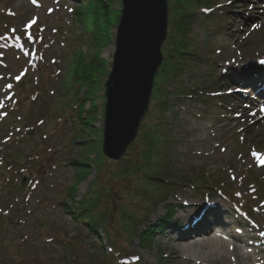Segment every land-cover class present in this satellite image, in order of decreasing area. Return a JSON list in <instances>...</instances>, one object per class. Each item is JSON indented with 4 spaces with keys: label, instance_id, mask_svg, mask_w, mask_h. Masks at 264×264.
<instances>
[{
    "label": "rangeland",
    "instance_id": "obj_1",
    "mask_svg": "<svg viewBox=\"0 0 264 264\" xmlns=\"http://www.w3.org/2000/svg\"><path fill=\"white\" fill-rule=\"evenodd\" d=\"M122 9V0H0V174L7 177L0 179V264H122L118 251L133 255L126 264H177L168 245L187 244L182 215L192 213L180 208L188 201L198 208L204 199L212 205L195 227L199 234L227 232L264 252V123L254 112L264 102L249 79L231 78L241 66H264L257 60L264 58V0L190 3L182 26L195 55L183 62L180 84H163L181 93L165 92L170 101L162 108L152 100L143 121L149 126L165 113L169 143L151 173L173 174L168 190L164 178L127 171L141 155L137 141L117 163L102 156L99 96ZM169 30L175 33L170 21ZM86 89L95 100L83 101ZM2 160L12 163L10 171ZM82 163L89 171L71 198ZM201 174L206 185L188 186ZM92 189L101 194L93 215L104 218L94 228L93 218L90 227L71 213Z\"/></svg>",
    "mask_w": 264,
    "mask_h": 264
},
{
    "label": "water",
    "instance_id": "obj_2",
    "mask_svg": "<svg viewBox=\"0 0 264 264\" xmlns=\"http://www.w3.org/2000/svg\"><path fill=\"white\" fill-rule=\"evenodd\" d=\"M116 50L106 82L103 154L118 161L149 109L168 36V0H122Z\"/></svg>",
    "mask_w": 264,
    "mask_h": 264
},
{
    "label": "trees",
    "instance_id": "obj_3",
    "mask_svg": "<svg viewBox=\"0 0 264 264\" xmlns=\"http://www.w3.org/2000/svg\"><path fill=\"white\" fill-rule=\"evenodd\" d=\"M192 1L193 0H169L170 5H171L170 6V15H171V20L173 22V29L175 28V25H174V22H175L176 28H177V29L175 28V30L177 32L183 30V28H184L182 26V24L188 18L189 14L191 13L190 3ZM103 6L105 7V4ZM166 48H167L166 54H165L166 58L164 60L163 66L160 68V70L156 76L153 94H152L153 103L155 101L154 106L160 107V108H162V105H164V104L169 105L170 99L168 97V94H166L165 92L173 93L172 91L165 89L163 87V84L167 83V82L169 83L172 81H177L180 78V76H181L180 72L182 71V67H181L182 60L185 59L187 54H192L188 50L186 43H185V40L183 38H178L176 36V34H174V33H172L171 38L166 43ZM87 76H89V74ZM86 92L88 94H87V96L85 95V97L82 98L83 101L95 100V97H94L95 93L93 95L92 94L93 92H91L89 89H87ZM99 98L100 99L103 98V95ZM102 101L104 103V98ZM83 105H82V108H83ZM94 106L95 105H93V107ZM163 114H165V113L161 112V116H160L157 123L151 124L149 126H147L146 123H144L142 125L140 135H139V138L137 140V144H141V155H138L137 159L134 158L136 161V165H131L127 168V171L130 169H133V171H136L138 173H142V174L144 173V177L147 178L148 180H156L157 181L158 178H162L161 176H159L158 173H157L158 175H154L151 172L155 171V166L158 164L157 159L160 155L163 154L164 150L166 149L167 143H169V140H167L168 136L163 134L162 128H161V124H163V122H165V121H163ZM81 116L82 115L79 114L80 118H81ZM102 159L104 160L105 158L102 157ZM130 159H133V158H130ZM12 161L13 160H11V162ZM102 162L103 161L99 160V164L97 166L98 172L102 171ZM160 162H163V160H161ZM79 164H81V163H79ZM11 165H12V163H8V162L6 163V161H4V166L2 169L5 168L6 171H9ZM84 165H85V163H82L81 167H77V168H79L77 170L78 171L77 181L73 185V187H71L72 191L69 190V196L71 198L74 197V193L77 190L78 183L81 180L86 179V177H87L89 167L84 166ZM162 174H163V172L161 173V175ZM6 178L7 177L3 178V175L0 174L1 180H5ZM166 179H167V177H166ZM97 194L98 193H96L92 189V192L90 194L91 197H88V198L82 200L79 203L80 204L79 207L75 211H71V213L74 215V217L76 219L79 218L84 223L85 222L88 223L89 218H93V220L95 222H97V224H94L92 226L91 223H88V224H90V227L92 226V228L100 225V221H101L100 219L103 218V216L97 217V213L95 216L93 215L95 210L99 207V203H101V194H99V195H97ZM64 200L65 201H63V203L68 204V203H66L67 200L66 199H64ZM156 203L157 202L155 201V204ZM86 211H88V213H86ZM169 211H171V210H169ZM153 230L157 231V227H153ZM147 232H148L147 230L142 231V234L140 235V238L142 241H146V239H149Z\"/></svg>",
    "mask_w": 264,
    "mask_h": 264
},
{
    "label": "bare ground",
    "instance_id": "obj_4",
    "mask_svg": "<svg viewBox=\"0 0 264 264\" xmlns=\"http://www.w3.org/2000/svg\"><path fill=\"white\" fill-rule=\"evenodd\" d=\"M235 37L238 36L236 35ZM244 66L231 73V78L234 82H243V80L249 79L254 83L252 85L256 87L255 91L259 95L261 103L264 102V66L253 64ZM255 80H257L256 83L254 82ZM258 81L260 82L258 83ZM257 106L258 104L254 105V112L259 113L264 123V108ZM203 202L202 206H198V208L193 202H183V207L181 206L180 211L183 213L192 212L191 214L182 215L184 220L187 221V225L182 231L183 235H181L180 240L187 241V244L182 246V248H173L174 246L168 245L170 247V259L177 264H264V252L260 253L254 247L243 246L242 243L244 242L240 240L238 242L235 237L227 232H224L226 233L225 235L212 230L210 233L199 234L202 232L195 228L197 227L195 225L197 218L201 213L203 214L206 207L207 211L212 205L210 204L212 202H208L206 199ZM256 226L261 228L258 225ZM251 229L256 231L252 226ZM205 236L210 238L197 241Z\"/></svg>",
    "mask_w": 264,
    "mask_h": 264
},
{
    "label": "snow or ice",
    "instance_id": "obj_5",
    "mask_svg": "<svg viewBox=\"0 0 264 264\" xmlns=\"http://www.w3.org/2000/svg\"><path fill=\"white\" fill-rule=\"evenodd\" d=\"M32 2L35 3L36 0H32ZM34 23H35V20H33V21L31 22V24H34ZM31 24H30L29 26H31ZM16 79L19 80L20 77L17 76ZM8 87L11 88V85H8ZM254 155H256V154L254 153ZM258 158H260L262 161H264V157H258ZM137 259H138V258H137Z\"/></svg>",
    "mask_w": 264,
    "mask_h": 264
}]
</instances>
